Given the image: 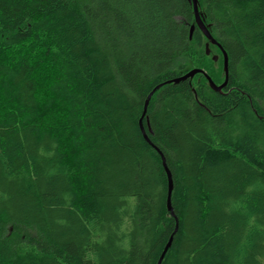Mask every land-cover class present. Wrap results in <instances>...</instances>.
<instances>
[{"label": "trees", "instance_id": "obj_1", "mask_svg": "<svg viewBox=\"0 0 264 264\" xmlns=\"http://www.w3.org/2000/svg\"><path fill=\"white\" fill-rule=\"evenodd\" d=\"M197 6L220 92L191 0H0V264H264V0Z\"/></svg>", "mask_w": 264, "mask_h": 264}, {"label": "water", "instance_id": "obj_2", "mask_svg": "<svg viewBox=\"0 0 264 264\" xmlns=\"http://www.w3.org/2000/svg\"><path fill=\"white\" fill-rule=\"evenodd\" d=\"M192 2V5H193V12H194V17H195V24L198 26V28L202 31V33L204 34V36L207 38V42L205 44V48H206V53L209 54L210 53V50H209V43L211 44H214L216 46L219 47V49L221 50V53H222V56H223V71H224V80L222 83L220 84H216L212 79L211 77L202 69L200 68H193L191 70H189L188 72H186L185 74L179 76L178 78L174 79L173 81L177 82L179 80H183V79H187V78H191L193 77L196 73H204L205 77L207 78L208 80V83L210 85V87L214 90V91H218L220 92L226 85L227 83V80H228V56H227V53L226 51L221 47L220 43L212 37V35L210 34L209 30H208V27L205 25V23L203 22L202 20V17L199 13V10H198V6H197V0H191ZM193 27L194 25H192L191 27V32L193 30ZM212 58L214 60H216L218 58L217 55H213ZM159 87L156 86L151 92H149L146 100H145V103H144V107H143V113L142 115L145 114V111H146V107H147V104H148V101L150 99V96L152 95V93ZM139 124H140V128H141V131L144 135V138L146 140L147 139V136L145 135L144 133V129L142 127V123H141V119L139 120ZM148 128L150 129L149 125H148ZM161 153V152H160ZM162 164L164 166V169L166 171V174H167V180H168V191H167V199H166V205H167V208L168 210L171 212V214L173 215V208H172V205H171V201H170V196H171V190H172V178H171V173H170V170L168 169V167L166 166L165 164V161L164 159L162 158ZM171 239H172V236L169 238L168 242L166 243L163 251L161 252L160 256H159V259H158V262L157 264H160L161 260H162V257L163 255L165 254L167 248L169 247L170 243H171Z\"/></svg>", "mask_w": 264, "mask_h": 264}]
</instances>
